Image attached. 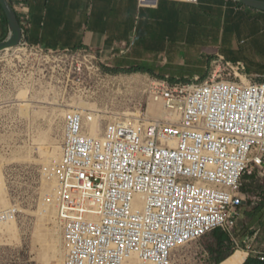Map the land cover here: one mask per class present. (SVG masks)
I'll use <instances>...</instances> for the list:
<instances>
[{
    "label": "built area",
    "instance_id": "built-area-1",
    "mask_svg": "<svg viewBox=\"0 0 264 264\" xmlns=\"http://www.w3.org/2000/svg\"><path fill=\"white\" fill-rule=\"evenodd\" d=\"M13 50L8 69L0 63L1 96L17 87L95 102L120 85L105 50L48 49L25 33ZM146 86L148 108L135 115L62 106L61 158L44 175L56 180L64 264H176L179 249L215 231L264 263L255 239L239 238L243 208L257 200L246 179L264 177V81L218 56L204 82ZM150 103L163 119L148 116Z\"/></svg>",
    "mask_w": 264,
    "mask_h": 264
},
{
    "label": "crops",
    "instance_id": "crops-1",
    "mask_svg": "<svg viewBox=\"0 0 264 264\" xmlns=\"http://www.w3.org/2000/svg\"><path fill=\"white\" fill-rule=\"evenodd\" d=\"M10 1L25 39L34 46L105 50L114 70L183 84L204 82L220 56L244 64L250 77L264 81V72H258L264 71V58L253 60L255 50L264 48V12L235 0ZM10 35L0 4V43ZM123 48L127 51L122 54ZM258 248L264 252V243ZM251 257L257 259L235 252L220 260L246 264Z\"/></svg>",
    "mask_w": 264,
    "mask_h": 264
},
{
    "label": "rangeland",
    "instance_id": "rangeland-1",
    "mask_svg": "<svg viewBox=\"0 0 264 264\" xmlns=\"http://www.w3.org/2000/svg\"><path fill=\"white\" fill-rule=\"evenodd\" d=\"M14 52H0L4 69L10 66L7 58ZM262 54L264 48L256 49L253 60L264 58ZM109 73L118 77L120 85L100 89L95 102L82 101L89 104V109L97 107L107 117L135 115L141 105L148 108L146 85L153 78L136 71L112 69ZM30 92L10 87V92L0 94V264H64L63 238L53 198L56 180L44 174L49 168L53 171L60 160L62 106L78 107L80 102L61 104L54 91ZM161 112L160 105L150 103V118ZM246 180L244 192L257 200L248 199L243 208L239 238L251 236L249 239H255L258 245L264 243V177L254 175ZM237 250L230 243L219 247L213 232L179 249L176 264H214Z\"/></svg>",
    "mask_w": 264,
    "mask_h": 264
},
{
    "label": "water",
    "instance_id": "water-1",
    "mask_svg": "<svg viewBox=\"0 0 264 264\" xmlns=\"http://www.w3.org/2000/svg\"><path fill=\"white\" fill-rule=\"evenodd\" d=\"M249 8L264 12V0H235ZM2 9L11 29L10 37L0 43V52L18 47L22 41L24 30L10 0H0Z\"/></svg>",
    "mask_w": 264,
    "mask_h": 264
},
{
    "label": "trees",
    "instance_id": "trees-1",
    "mask_svg": "<svg viewBox=\"0 0 264 264\" xmlns=\"http://www.w3.org/2000/svg\"><path fill=\"white\" fill-rule=\"evenodd\" d=\"M216 235H217V244L219 247L223 248L227 243L231 242V238L228 234L226 233H220L219 231H215L214 232ZM235 253V252H234ZM233 253V254H234ZM232 254V255H233ZM231 255V256H232ZM249 256V255H248ZM227 258V257H225ZM229 258V257H228ZM223 261L220 260L218 261V263H222ZM246 264H264L263 262H261L260 260L254 258V257H251L247 262Z\"/></svg>",
    "mask_w": 264,
    "mask_h": 264
},
{
    "label": "bare ground",
    "instance_id": "bare-ground-1",
    "mask_svg": "<svg viewBox=\"0 0 264 264\" xmlns=\"http://www.w3.org/2000/svg\"><path fill=\"white\" fill-rule=\"evenodd\" d=\"M157 104L160 105V107L162 109V112H161V114L158 117H156V119H163L165 117V111H164L163 106L161 104H159V103H157ZM88 105L86 103H84V102H80L79 105H78V108H80L81 110H84V111L91 110V109H89ZM91 130L95 134L98 131V123L94 124L91 127ZM60 158H61V155H60ZM236 252L245 253V254L248 255V252L245 251V250H242V249H239Z\"/></svg>",
    "mask_w": 264,
    "mask_h": 264
}]
</instances>
